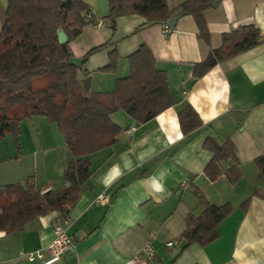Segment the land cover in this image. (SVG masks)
<instances>
[{
    "label": "crops",
    "instance_id": "0c3cea01",
    "mask_svg": "<svg viewBox=\"0 0 264 264\" xmlns=\"http://www.w3.org/2000/svg\"><path fill=\"white\" fill-rule=\"evenodd\" d=\"M183 1L172 0L168 9ZM215 1L204 12L209 31L204 43L189 15L179 16L174 28L168 20L146 25L140 15L120 16L112 30L108 0H84L93 22L69 43L72 56L82 60L84 93L113 91L116 80L130 74V55L145 45L156 68L166 73L172 104L144 123L124 111L110 116L121 128L118 141L88 155L91 176L67 213L65 229L73 243L54 264H146L147 243L155 249L149 264H264V182L255 161L264 156V42L194 77L195 65L221 45L223 33L252 24L264 36V0ZM4 10L0 0V29ZM114 50L116 69L104 70ZM187 107L201 125L184 134L179 113ZM20 130L19 150L11 134L0 140V187L24 184L30 176L42 192L66 187L63 172L72 156L58 126L32 115L21 121ZM207 139L229 140L235 147L236 161H222L223 173L215 181L203 173L213 157L204 147ZM234 164L240 177L231 183L224 172ZM195 190L210 204H229L232 211L218 225L214 241L185 247L180 235L186 217L202 212ZM58 215L38 216L19 231H0V264H43L27 255L50 244Z\"/></svg>",
    "mask_w": 264,
    "mask_h": 264
},
{
    "label": "trees",
    "instance_id": "16d2710c",
    "mask_svg": "<svg viewBox=\"0 0 264 264\" xmlns=\"http://www.w3.org/2000/svg\"><path fill=\"white\" fill-rule=\"evenodd\" d=\"M211 4L212 0H184L170 10L166 0H108L106 18L114 30L115 20L120 16L137 14L148 25L166 22L174 13L189 15L196 22L199 38L208 43L204 12ZM88 13L84 0H7L0 29V140L11 134L19 150L21 121L43 115L58 126L72 158L63 172L68 185L59 191L42 192L36 188L33 176L24 184L0 187V231L5 233L23 229L38 216L69 212L79 198L81 185L91 176L88 155L118 141L121 128L111 120L113 113L124 111L135 121L144 123L172 104L166 73L156 68L155 58L145 45L130 55V74L117 79L113 91L84 93L80 67L69 62L72 57L69 43L85 25L93 22L87 19ZM58 29L66 34V42H58ZM262 42L264 36L252 24L223 33L221 45L211 49L195 65L194 77H202L218 63ZM116 58L114 50L109 65L103 69L115 71ZM179 124L182 132L189 134L201 125V120L187 107L179 113ZM204 147L213 157L203 173L215 181L223 173L222 161H236L235 147L229 140L218 144L212 139H207ZM255 161L258 179L264 182V156ZM224 175L235 183L240 177L237 165L230 166ZM194 193L202 212L199 216L189 213L186 217V228L180 235L185 247L214 241L218 237V225L232 211L229 204H210L198 190Z\"/></svg>",
    "mask_w": 264,
    "mask_h": 264
},
{
    "label": "built area",
    "instance_id": "2783aa9c",
    "mask_svg": "<svg viewBox=\"0 0 264 264\" xmlns=\"http://www.w3.org/2000/svg\"><path fill=\"white\" fill-rule=\"evenodd\" d=\"M87 17H91L88 13ZM98 25H101L99 22ZM170 32V27L165 24L163 26V33L167 34ZM135 130L131 127L128 131ZM68 221V214L58 215L55 217L53 222V239L48 246L42 250L31 252L27 255L29 261L41 260L43 264H54L58 262L65 252L73 243V238L66 233L65 225ZM171 245V243H167ZM142 257L146 264L152 263L155 260V249L151 243L145 244L142 249Z\"/></svg>",
    "mask_w": 264,
    "mask_h": 264
},
{
    "label": "water",
    "instance_id": "95a60500",
    "mask_svg": "<svg viewBox=\"0 0 264 264\" xmlns=\"http://www.w3.org/2000/svg\"><path fill=\"white\" fill-rule=\"evenodd\" d=\"M217 2L218 1L213 2L212 3V6H216ZM3 4H4L5 8H6V6H7V0H3ZM178 17L179 16L172 17V18H170L168 20V24H169V26L171 28H174V24H175L176 20L178 19ZM57 39H58V42L59 43H64V42L67 41V36L63 32L62 29H58L57 30ZM69 62H70V64L79 67L81 65V63H82V60L81 59H78V58H75V57L72 56V57H70ZM83 83H84L85 87L87 88L88 87V80H83Z\"/></svg>",
    "mask_w": 264,
    "mask_h": 264
},
{
    "label": "rangeland",
    "instance_id": "374dc122",
    "mask_svg": "<svg viewBox=\"0 0 264 264\" xmlns=\"http://www.w3.org/2000/svg\"><path fill=\"white\" fill-rule=\"evenodd\" d=\"M167 3L171 4L172 3V0H167Z\"/></svg>",
    "mask_w": 264,
    "mask_h": 264
}]
</instances>
